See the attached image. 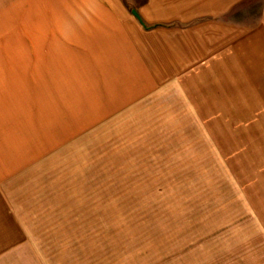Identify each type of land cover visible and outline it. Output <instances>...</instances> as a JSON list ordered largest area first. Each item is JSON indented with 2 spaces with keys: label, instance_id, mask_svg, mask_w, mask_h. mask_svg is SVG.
<instances>
[{
  "label": "rangeland",
  "instance_id": "374dc122",
  "mask_svg": "<svg viewBox=\"0 0 264 264\" xmlns=\"http://www.w3.org/2000/svg\"><path fill=\"white\" fill-rule=\"evenodd\" d=\"M100 2L0 0V163L29 175L0 264H264V123L113 91Z\"/></svg>",
  "mask_w": 264,
  "mask_h": 264
},
{
  "label": "crops",
  "instance_id": "0c3cea01",
  "mask_svg": "<svg viewBox=\"0 0 264 264\" xmlns=\"http://www.w3.org/2000/svg\"><path fill=\"white\" fill-rule=\"evenodd\" d=\"M90 10V25L78 33L90 50L113 49L104 55L113 58V91L208 108L198 113L209 118L196 122L264 123V0H105ZM9 151L2 156L14 155ZM7 158L0 163L5 246L27 233L14 220L19 213H10L20 211L21 186L29 181Z\"/></svg>",
  "mask_w": 264,
  "mask_h": 264
},
{
  "label": "water",
  "instance_id": "95a60500",
  "mask_svg": "<svg viewBox=\"0 0 264 264\" xmlns=\"http://www.w3.org/2000/svg\"><path fill=\"white\" fill-rule=\"evenodd\" d=\"M134 14L140 19V16L136 11H134Z\"/></svg>",
  "mask_w": 264,
  "mask_h": 264
}]
</instances>
